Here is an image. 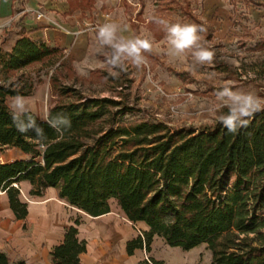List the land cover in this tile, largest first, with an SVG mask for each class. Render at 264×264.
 Masks as SVG:
<instances>
[{
    "label": "trees",
    "instance_id": "1",
    "mask_svg": "<svg viewBox=\"0 0 264 264\" xmlns=\"http://www.w3.org/2000/svg\"><path fill=\"white\" fill-rule=\"evenodd\" d=\"M59 59L70 69L60 49L27 36L0 59V150L23 154L0 162V193L15 218L28 215L18 186L26 181L31 195L56 188L92 217L108 213L115 200L129 221L148 227L128 241V254L149 252L159 236L183 250L206 244L210 264H264V110L235 118L231 130L225 122L200 132L158 121L124 124L118 117L131 110L121 101L84 96L55 75L51 89L60 98L46 118L13 110L9 99L34 90L24 71ZM85 251L86 241L70 226L51 247L50 261L81 264ZM0 264L24 261L0 248Z\"/></svg>",
    "mask_w": 264,
    "mask_h": 264
},
{
    "label": "crops",
    "instance_id": "2",
    "mask_svg": "<svg viewBox=\"0 0 264 264\" xmlns=\"http://www.w3.org/2000/svg\"><path fill=\"white\" fill-rule=\"evenodd\" d=\"M16 1L0 0V59L6 58L16 42L27 36L33 41L46 42L60 49L62 58H66L76 79L95 78L113 61L118 70L123 71L120 79L115 81L123 86L133 83L149 88L158 82L152 75L161 72L164 54L170 58L180 56L181 68L194 74L189 60L196 58L203 63L205 59L201 58V54L205 52L211 54L206 59L210 62L207 65H213L215 73V47L227 52H240L246 47L250 48V52L264 51V0H121L120 3L111 0H25L24 7L29 11L39 6L53 8L52 14L40 20L35 19L31 12L20 13L15 8ZM104 13H108L109 17H103ZM176 22L181 27H196L197 39L184 50H179L172 43L173 36L167 27ZM93 25L109 27L122 43L115 38L105 42ZM142 36H146L144 41L149 42V50L155 57L144 49L136 55L120 50L136 43L137 37L143 40ZM109 74L113 76L114 73ZM145 74L148 80L141 83ZM166 83L168 85L170 81ZM22 111L36 114L29 109ZM18 151L22 158L23 154ZM49 189L54 190V196L27 205L28 215L22 221L32 218L30 230L23 232L20 238L17 233L8 235L15 245L16 257L24 264H51L50 249L63 242L70 226H76L79 238L86 241V251L80 255L81 264H146V258H153V245L149 252L135 249L128 254V241L139 235L132 224H143L142 230L148 227L128 219L130 225L124 224L122 219L125 214L115 200L120 213H115L110 203L108 213L92 217L61 198L56 188L48 187L45 192ZM0 195L6 193L1 192ZM64 204L80 211L85 217L68 219L63 213ZM76 220L78 224H75ZM173 262L187 264L182 255Z\"/></svg>",
    "mask_w": 264,
    "mask_h": 264
},
{
    "label": "rangeland",
    "instance_id": "3",
    "mask_svg": "<svg viewBox=\"0 0 264 264\" xmlns=\"http://www.w3.org/2000/svg\"><path fill=\"white\" fill-rule=\"evenodd\" d=\"M24 4L25 0H17L15 8L20 12ZM175 25L180 23L169 24L167 27L171 29ZM142 37L143 40L147 39L146 36ZM112 39L114 40L113 37ZM117 42L119 43L118 40ZM166 55L164 54L165 60L161 62V72L152 75V78L158 82L153 83L149 88L141 85L138 87L133 83H127L126 86L119 84L118 80L123 71L118 70L113 61L110 67L101 70L99 76L92 79H76L75 72L71 68L69 69L67 65L59 66L61 59L51 65H33L24 71L32 77L34 84L32 94L10 99L8 105L16 111L29 109L40 118H46L49 107L60 98L51 89L50 79L55 75L60 84L72 86L84 96L109 97L121 101L131 110L118 117V121L124 124L147 120L164 121L173 130L187 128L200 132L212 129L225 122V118L233 115L232 109L238 106L226 93H232L234 96H251L258 105L255 111L264 110L263 50L250 52V48L246 47L240 52H227L215 47V73L214 66L207 65L210 62L206 59L203 63L196 61V58L189 60L194 71V74H191L181 68L180 56L170 58L167 55V58ZM109 73L114 74L112 76ZM117 78L118 80L115 81ZM146 78L147 74L141 77V83L148 80ZM169 81L170 83L165 85ZM187 93H192V96H185ZM243 117L245 116L236 114L237 119ZM18 158L20 152L17 149L0 150V162H10ZM18 186L19 197L28 206L47 196L55 195L54 190L51 189L44 191L40 197L31 195L29 193L31 185L26 181L20 182ZM110 203L113 211L118 213L119 208L115 201L111 200ZM63 213L65 217L73 220L85 217L83 213L68 204H64ZM123 217V223L130 225L127 218ZM31 220L32 218L17 220L9 208L6 195H0V248L9 254L11 259L18 257L15 255V245L10 242L8 235L17 233V237L20 238L22 233L29 229ZM143 227L140 223L132 224L136 234H140ZM151 245H153V258H146L147 263L144 261L146 264H153L149 259L162 261L163 264H175L173 260L181 255L184 256L187 264H210V251L204 243L185 251L170 247L164 239L155 236Z\"/></svg>",
    "mask_w": 264,
    "mask_h": 264
},
{
    "label": "clouds",
    "instance_id": "4",
    "mask_svg": "<svg viewBox=\"0 0 264 264\" xmlns=\"http://www.w3.org/2000/svg\"><path fill=\"white\" fill-rule=\"evenodd\" d=\"M170 32L175 39L172 40V43L178 49H184L185 47L191 45L196 39V27L192 26H183L175 25L170 29ZM99 35L104 38L105 42H111L113 32L112 30L105 26L101 28ZM151 45L148 41L138 40L136 43H133L130 47L124 48L121 47V51H127L129 55H136L140 52L141 49H150ZM210 53H202V59H208L210 57ZM234 102L237 103V107L232 109L233 115L225 118V124L229 126L230 130L233 127V121L236 118V114L238 113L241 116H248L253 111H255L256 105L251 96H234L232 93H226ZM15 119V117H13ZM20 131H24L23 128Z\"/></svg>",
    "mask_w": 264,
    "mask_h": 264
},
{
    "label": "built area",
    "instance_id": "5",
    "mask_svg": "<svg viewBox=\"0 0 264 264\" xmlns=\"http://www.w3.org/2000/svg\"><path fill=\"white\" fill-rule=\"evenodd\" d=\"M111 1H114L116 3H120L121 2V0H111ZM25 12L33 13L34 18L37 19V20H40V19H43L45 16H47L49 14H52L53 13V8L50 7V6H48V7L47 6H39L36 9H34L32 11H29L28 9L23 7L20 10V13H25ZM102 16L105 17V18H108L109 14L108 13H104V14H102ZM93 28H95V29L100 31L101 28H103V27L100 26V25H93ZM112 37L115 38L116 40H118L120 43H122V41L119 38L115 37L114 35ZM185 96L190 97V96H192V93H187V94H185ZM159 122H162V123H164L165 125H167L169 127V125L166 122H164V121H159Z\"/></svg>",
    "mask_w": 264,
    "mask_h": 264
}]
</instances>
